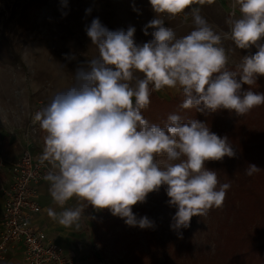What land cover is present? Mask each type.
<instances>
[{
    "label": "clouds",
    "instance_id": "9594fccd",
    "mask_svg": "<svg viewBox=\"0 0 264 264\" xmlns=\"http://www.w3.org/2000/svg\"><path fill=\"white\" fill-rule=\"evenodd\" d=\"M149 3L156 15L142 29L152 37L147 42H136L134 26L109 30L92 19L85 31L98 55L79 65L75 83L34 114L33 123L46 133L39 163H47L49 171L43 179L61 209L48 208L47 214L66 228L79 231L89 206L108 209L128 226L153 228L154 221L138 218L132 209L162 186L168 205L176 208L170 227L178 233L190 227L193 216L223 206L231 185L221 184L206 162L235 158L237 150L227 136L196 119L185 122L170 114L163 127L149 123L142 111L154 91L182 90L180 107L205 114L226 109L241 117L264 105V92L250 87L264 77V0H234L230 17L238 8L239 18H229L224 33L191 7L195 27L182 37L162 17L179 16L205 0ZM226 39L247 52L236 71L227 67ZM157 157L166 158L163 165ZM260 170L251 164L246 174ZM73 198L75 206L65 207Z\"/></svg>",
    "mask_w": 264,
    "mask_h": 264
},
{
    "label": "rangeland",
    "instance_id": "374dc122",
    "mask_svg": "<svg viewBox=\"0 0 264 264\" xmlns=\"http://www.w3.org/2000/svg\"><path fill=\"white\" fill-rule=\"evenodd\" d=\"M96 1L66 0L67 7H64V0H47L44 5L38 7L29 4V0H0V117L6 115L14 120L19 118L18 125L26 140L24 150H33L40 156L45 147L43 130L38 123H33L34 114L46 106V102H42V105L39 99L51 98L52 93L71 87L75 83L76 68L98 55L85 31L86 25H90L92 19L98 17L109 30H127L128 26H134L137 43L147 42L152 38L150 35L145 36L142 29L154 17L146 16L142 10L137 12V9H134L131 15L122 14L120 11L110 12L99 8ZM233 2L234 0L220 1L224 9L211 11L213 13L210 19L208 14L205 16L200 12V15L206 18L217 32H228L230 29L227 20L239 18L238 8L236 15L230 17ZM136 5L135 1L134 8ZM89 8L92 11L86 14V9ZM129 11L131 10L126 12ZM185 11V16H176L171 24H168L165 16L162 17L166 26L175 30L177 37L189 34L195 27L191 8ZM222 46L227 51L229 63L238 64L242 56L247 54L245 50L236 48L230 39L224 40ZM251 51L254 53L255 49ZM138 75L142 77V74ZM177 91L178 89L166 88L155 92L161 98L169 99L168 96H173ZM201 117L209 124L214 119V114H202ZM165 159L157 157V161L162 165ZM254 159L250 155L237 156L220 168L215 163L206 166L215 170L218 178L221 171L228 173L224 178L232 181L250 180L255 193L261 195L254 197L263 202L264 161ZM251 164L261 170L249 176L246 169ZM233 195L237 205L235 208H249L245 218L255 215L248 207L253 203L254 197L249 202V198L238 189L234 190ZM168 199L165 186H162L158 192L149 193L146 202L138 203L132 209L138 218L147 216L154 221L155 227L145 229L154 246L153 259L151 258L154 264H206L213 259L217 264H225L220 256L214 257L217 243L219 254L225 249L230 250L238 243L243 230L242 223L235 216V220L224 221L225 213L229 212L228 208H225L226 198L221 208L210 209L207 216H193L190 227L181 229L180 233L170 227L176 208L168 205ZM112 217L108 209L96 210L92 207L90 211L85 210L79 231L74 227L69 228V237H72L69 255L73 257L74 264L76 261L79 264H94L96 258L93 259V255L100 259L98 264H129L120 237L114 233L115 227L108 223ZM245 218H242V221L246 224ZM250 229L251 227H247V232ZM129 230L131 227H125V231ZM232 232L233 235L227 237ZM257 234L261 236L264 232L259 230ZM144 238L142 235V242ZM254 238H257L256 234ZM242 246L245 250L251 249L247 245ZM256 257L264 258V253L259 254V250L250 251L248 257L241 260L242 264L253 263ZM6 259L7 257L4 260Z\"/></svg>",
    "mask_w": 264,
    "mask_h": 264
},
{
    "label": "trees",
    "instance_id": "16d2710c",
    "mask_svg": "<svg viewBox=\"0 0 264 264\" xmlns=\"http://www.w3.org/2000/svg\"><path fill=\"white\" fill-rule=\"evenodd\" d=\"M46 2L47 0H29L28 3L40 7ZM227 67L232 71L237 70L235 64L228 63ZM247 87L249 86H244V88ZM250 87L253 91L264 92V77H259L257 79V83ZM150 99V105L147 109L142 111V114L151 124L165 125L170 114L180 115L185 122L196 119L206 123L205 119L201 117V115L205 113L197 112L196 109H182L180 107L184 99L182 90L171 96L169 99L161 98L154 91ZM213 114L214 119L211 123H207L208 126L210 127L211 131L217 135L221 137L227 136L229 138V143L232 144L237 150L238 157L250 155L252 158H255L254 160L260 159L264 161V105L253 108L249 113L241 117H236L234 114H230L226 109L219 110ZM230 159L232 158L226 156L221 161H208L206 162V165L209 166L210 164L215 163L216 166L220 168ZM226 174L228 175V173L224 174L219 171L218 178L221 184L228 183L231 185V187L227 190L225 197V202L227 203L225 208H228L229 212H227V214L225 213L224 221L227 222L228 220H235L233 218L235 216L236 219L242 223L241 226L243 230L240 234L241 237L239 238L238 243L230 250L225 249L224 252L219 254V244L217 243L214 257L215 255L216 257L220 256V258H222L221 260H224L225 264H229L231 262H234L233 264H242L241 260L247 258L250 254V251L259 250V254L262 252L264 253V234L261 236H258L257 234L259 233V230L264 232V229L262 228L264 227V201L261 202V199L258 198L261 195H257L255 193L254 187L250 180L245 181L244 179H241L240 182H237L236 180L232 181L231 179L229 180L228 178H224ZM237 189L244 196L249 198V202H251V199L254 196H258L254 197L252 200L254 204L252 203L248 206L255 212L256 217L254 215L251 218H245L249 208H235L237 205L233 192L234 190L237 191ZM230 193L234 197L230 195ZM242 202L244 203V201ZM87 209L90 211L92 207L89 206ZM229 215H231L230 218ZM242 218H245L246 224L243 223ZM108 223L115 227L114 233L120 237L119 239L122 243L121 246L124 247L126 250V255L129 258V264H154V261L152 260V249L154 246L152 241L148 239V234L145 229L128 226L125 224L124 219L118 216H113L110 220H108ZM125 227H131V230L125 231ZM247 227H251L248 232ZM255 234L257 238H254ZM142 235L145 236L143 242ZM232 235L233 232L227 235V237H231ZM242 245H247L251 247V249L249 250L248 248L245 250ZM98 259L99 258L96 257V261H98ZM254 262H258V264H264V258L256 257L253 263L248 262L244 264H255ZM206 264L217 263L213 259L206 262Z\"/></svg>",
    "mask_w": 264,
    "mask_h": 264
},
{
    "label": "built area",
    "instance_id": "2783aa9c",
    "mask_svg": "<svg viewBox=\"0 0 264 264\" xmlns=\"http://www.w3.org/2000/svg\"><path fill=\"white\" fill-rule=\"evenodd\" d=\"M9 171L12 180L1 188L4 210L0 260H4L13 247L20 245L25 264H74L73 257L61 245L48 239L43 228L31 223V217L42 210L39 183L49 171L47 163L40 164L26 149Z\"/></svg>",
    "mask_w": 264,
    "mask_h": 264
},
{
    "label": "crops",
    "instance_id": "0c3cea01",
    "mask_svg": "<svg viewBox=\"0 0 264 264\" xmlns=\"http://www.w3.org/2000/svg\"><path fill=\"white\" fill-rule=\"evenodd\" d=\"M135 1L137 3L136 8H134ZM220 1L224 0H214L213 3H208V0H205V3L203 5H192V7H199L200 12L203 13L205 16L208 14L207 17H209L210 19L211 14L213 13L211 11H213L214 9H224L223 7H221ZM96 2L99 4V8H102L103 10L106 9L110 12L120 11L122 12V14L129 13L131 15V12L134 9H137L138 11H135L140 12L142 10L143 12H145L146 16L149 15L150 17H155L156 15L151 8L149 0H97ZM94 9H96L95 6ZM127 10L131 11L126 12ZM185 12L182 13L183 16H185ZM165 17L168 24H171L172 20L176 18H169L166 14ZM238 64L236 63L235 65ZM179 91L180 90H178L177 92ZM52 94L54 96L56 93ZM169 97H171V95H169L168 98ZM51 99L52 97L48 99L39 100L41 101L40 103L46 102L45 105L47 106V104L51 102ZM42 105H44V103H42ZM18 120L19 118H16L14 120L13 118L11 119L6 115H2L0 117V161L2 163V166H0V236L2 231V216L4 210V199L2 197L1 188L8 185L12 180V175L9 169L11 165L21 157L23 150L26 147V140L24 139V136L22 135L23 133L19 128ZM42 132L45 136L46 133L44 131ZM31 152L34 158L39 160L40 156L37 155L33 150H31ZM49 187L50 185L46 180H42L39 183V202L42 210L41 212L34 214L31 217V223L33 225L43 228L46 232L48 239L53 240L59 245H61L66 251V253L70 254L69 248H71L72 245V237H69V230L71 228L69 229L60 225L57 221L52 220L47 214L48 208H54L57 212L61 211V209L53 202L49 193ZM75 204L76 201L75 198H73L69 201V203L65 205V207H73V205ZM86 210L89 211V209ZM92 258L95 259L96 256L93 255ZM76 262L75 264H79L78 261ZM0 264H25L22 247L20 245L13 247V249L9 252L7 256V259L0 260ZM94 264H98V261H96V259L94 260Z\"/></svg>",
    "mask_w": 264,
    "mask_h": 264
}]
</instances>
